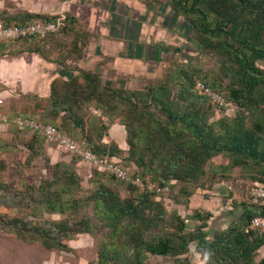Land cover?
Returning <instances> with one entry per match:
<instances>
[{
    "label": "trees",
    "instance_id": "16d2710c",
    "mask_svg": "<svg viewBox=\"0 0 264 264\" xmlns=\"http://www.w3.org/2000/svg\"><path fill=\"white\" fill-rule=\"evenodd\" d=\"M168 1L170 9L182 16L190 28L199 51L214 52L220 58V73L229 79L228 93L224 95L237 104L239 109L236 116L213 120L210 103L192 92L193 74L185 68H179L175 78L166 74L161 80L139 91H123V88L113 86L109 88L108 81L101 83L99 70L80 69L76 76L71 75L66 80L55 78L49 83V94L45 98H48L51 111L63 115L62 121L65 122L67 117L75 115V110L90 102L102 108L105 114L112 113L111 101L119 100L126 105L130 114L133 113V123L125 118L127 114L111 121L119 120L125 126L126 149H119L113 142H100L109 125L96 132V141L90 136L93 134L90 127L84 128L83 120L76 117L75 125L82 127L84 132L80 140L74 139L61 126H57V129L97 155H114L127 169L123 160L132 164L135 170L130 172L132 178L149 177L160 186H167L172 181L198 183L206 174L208 160L219 154L230 157L231 167L258 168L264 176V69L260 66L264 64V0ZM24 16L34 19L31 22L17 20L12 26L61 18L62 26L58 30H63L66 22H78L70 14L47 16L25 12ZM4 43L7 42L0 41V45ZM30 51L46 58L37 49ZM116 78L119 79L118 85L124 87L125 78ZM221 78L220 75L218 79L205 83L223 95L218 89ZM58 83L63 86L62 91L56 87ZM80 90L85 96L83 99L79 98ZM3 109L10 114L32 117L48 124L29 114L12 110L6 104ZM17 130L31 134L25 144L31 151L37 137L47 141L38 133ZM44 153L48 163L50 157L47 152ZM51 165L52 178L43 180L39 185H30L24 191V196L28 195L49 213L68 211L73 215L72 220L41 225L19 218L11 227L12 232L22 240L39 241L48 249L65 250L68 247L64 239L71 241L76 235L90 233L92 225L88 217H78L79 205L83 201L79 197L83 189L82 178L64 163ZM97 171L94 173L100 175ZM260 181L256 184H264V179ZM138 191L140 195L131 200L99 182L86 197V200H92L94 211L98 219L105 223L110 239L109 244L100 249L98 264H123L124 246L132 251L129 264H146L143 258L147 253L175 258L187 254L193 244L196 253L204 260L203 264H264V257L259 262L254 259L264 248V232L246 229L250 219L254 215H264V210L256 212L246 209L237 222L208 237L204 231L208 214L194 213L199 225L186 232L185 222L178 214L171 212L170 217L165 216L158 192ZM171 218L176 220L173 231L153 234V229L165 225ZM146 234H150L153 240L147 239Z\"/></svg>",
    "mask_w": 264,
    "mask_h": 264
},
{
    "label": "rangeland",
    "instance_id": "374dc122",
    "mask_svg": "<svg viewBox=\"0 0 264 264\" xmlns=\"http://www.w3.org/2000/svg\"><path fill=\"white\" fill-rule=\"evenodd\" d=\"M65 1L68 0H0V24L12 26L17 20L25 22L33 21L34 18L30 19L24 16L25 12L32 14L41 13L47 16L69 14L66 11L61 13L60 10ZM145 1L151 4L158 3V1L160 4L169 2L168 0ZM67 26L68 29L66 28ZM66 27L63 30L60 29L50 33L43 38L17 40V42H7L0 45V93H2L4 104L9 106L10 109L29 114L49 124L61 126L62 130L68 132L76 140H80L84 132L81 129L82 127L79 128L75 125V117L77 120L82 119L84 122L83 127H90L89 129L93 131V134L91 133L90 136L92 135V139L96 141L98 140L96 132L102 130L104 125L108 126L114 119L121 118V116L127 114L125 118L128 122L132 121L133 123V113H129L124 103H121L119 100L111 101L110 104H112L114 111L105 114L102 108L95 106L94 102H90L83 105L80 110H75V115L72 118L67 117V120L63 122V115L55 114L54 111H51L48 98L34 92H22L17 85L15 87L5 83L9 79V70L10 76L12 75L13 77L19 70V67L22 66L34 68L36 72L39 70L42 73V82L46 78L48 80L51 77L50 70L52 67H49V70L44 65V61H41V64L38 61V63L34 61V53L30 51L32 49L40 51L46 57L45 59L43 58L46 62L55 63L56 68H62L69 74H72V76L78 75L77 71L80 69L84 70L75 65L83 57L85 52L83 49L88 44L91 33L84 24L78 22L68 21L66 22ZM185 27V39L183 43L178 41L180 42L179 44L184 45L185 51L181 53L173 50L167 54L157 70L148 77L140 79V86H137V83L133 79L124 84V87L122 85L119 86V79H114L115 76L119 75L108 72L104 73L103 68L99 67L98 72L101 83L108 81L107 86L109 88L113 86L115 88H123V91H139L161 80L166 74L175 78L179 68H185L193 74L194 83L192 92L197 97L205 99L210 103L213 120L225 117L234 118L239 109L234 101L229 100L231 106L223 108L197 94L194 88L197 80L206 84L205 81L212 82L221 75V83L218 89L222 91V96L225 98V95L228 93L229 79L220 73L221 61L218 55L214 52L199 51L190 28L188 26ZM21 58H24L22 60L24 63L18 62ZM8 63H14L11 67V69L15 67L13 72L7 67ZM260 66L264 69V64L261 63ZM14 70L16 71L14 72ZM69 77L71 76L69 75ZM57 79L66 80L61 76H58ZM60 85L61 83H58L56 87L62 91L63 86ZM79 98H85L82 92ZM95 109L100 111L106 118L102 119V117L94 114L93 110ZM115 113L116 115H114ZM245 113L249 114L246 111ZM216 130H218V127H216ZM30 135L29 133H22L12 128H0V264H98L100 249L103 248V245L109 244L110 239L106 233L107 228L105 223L103 220L98 219L94 211L92 200H86V197L97 187L99 182H103L117 190L121 197L130 198L131 200H135L140 195L139 191L128 182L119 181L105 172L97 171L93 166L71 156L69 152L61 148V157H66L68 161L59 160L56 162L66 164L82 178L83 189L80 190L79 197H82L83 201L79 205L78 217H88L91 221L92 231L76 235L71 241L64 239V243L68 247L65 250L48 249L39 241L30 242L18 238L12 232L11 226L19 218L24 222H38L43 225L47 224V222L58 220L68 219V221H71V217H73L68 211L64 213H49L44 207H40L33 202L32 198H29L28 195L24 196V191L30 185H39L43 180L52 178L50 176V167L52 166L51 164L56 163L50 159H48L49 162L47 163V156L44 152H46L45 143L53 146H57V143L44 141L37 137V142L33 145L34 149L31 151L25 146L31 137ZM123 162L127 164L129 173L135 171L132 168V164L124 160ZM230 162L231 160L228 155L219 154L208 160L205 166L206 174L198 183L170 182L167 185L169 187L168 190L159 195V199L165 208V216L170 217L176 202L185 204L188 195L193 192L196 193L198 187L204 190H212V192L208 191L206 194L207 196H211L214 194L215 188L223 186L230 193L226 197L230 198L232 195H236V199H231V203L233 200L236 203L239 202L240 197H245L244 199L247 201L252 187L256 183H261L260 180L264 179V176L258 168L231 167ZM96 171L100 172V175L94 173ZM226 197L224 196V199ZM175 223V219H168L165 225H160L158 228L153 229L152 232L153 234L161 235L166 231H173ZM146 238L153 240L150 234H146ZM123 252L122 263L129 264L132 251L130 248L124 246ZM263 257L264 248L260 249L257 253L256 258H254L255 262H259ZM203 262L204 260L201 259L200 254L195 251V244L191 245V249L187 254L175 258L152 255L150 253H147L143 258V263L146 264H203Z\"/></svg>",
    "mask_w": 264,
    "mask_h": 264
},
{
    "label": "crops",
    "instance_id": "0c3cea01",
    "mask_svg": "<svg viewBox=\"0 0 264 264\" xmlns=\"http://www.w3.org/2000/svg\"><path fill=\"white\" fill-rule=\"evenodd\" d=\"M169 8L168 2L151 4L145 0L65 1L60 9L61 13L66 11L74 16L91 33L89 42L83 49V57L75 66L91 71L101 67L104 73L123 76L125 84L133 79L136 85L140 86V79L157 70L167 54L173 50L181 53L185 51L184 45L178 41L183 43L185 39L186 24L182 16ZM33 59L40 64L44 61L49 70V67H52L48 80L46 78V81L42 82V73L39 70L36 72L34 68L22 66L13 77L10 76L9 70V79L5 83L9 86L17 85L22 92H34L47 97L49 83L53 79L58 76L68 79L69 75H72L62 68H56L55 63L46 62L37 53H34ZM22 60L24 58L18 62L24 63ZM13 64L8 63L7 67L11 69ZM102 137H105L106 143L113 142L119 149H126L125 126L119 120L111 122ZM46 152L52 162L68 161L66 157H61V148L57 146L46 144ZM208 191L212 192L198 187L196 193L188 195L185 204H174L172 213L178 214L184 220L186 231L194 230L199 225L194 213L209 215L205 232L211 237L214 232L237 222L246 209L257 212L250 204L249 198L245 201V197H240L239 202L233 200L231 203V199H236V195L226 197L230 193L223 186L215 188L211 196L206 195Z\"/></svg>",
    "mask_w": 264,
    "mask_h": 264
},
{
    "label": "built area",
    "instance_id": "2783aa9c",
    "mask_svg": "<svg viewBox=\"0 0 264 264\" xmlns=\"http://www.w3.org/2000/svg\"><path fill=\"white\" fill-rule=\"evenodd\" d=\"M62 26L61 18L56 21L34 22L23 25L11 26L0 24V41L17 42V40L29 38H42L53 33ZM194 88L197 94L207 98L220 107L226 108L231 106L229 100L225 99L219 92L213 90L207 84L196 81ZM4 102L2 93H0V128H12L26 130L32 133H38L45 137L49 142L57 143V146L69 152L71 156L83 161L94 168L102 170L110 176L116 177L119 181L128 182L140 191H156L158 194L168 190V186H160L151 178H132L127 168H125L118 157L114 155H97L92 151L85 149L69 135L60 132L57 126L53 124H44L36 119L23 115L10 114L3 109ZM94 114L105 119L106 117L98 110H93ZM101 143H106L105 137L100 139ZM249 202L257 211L264 210V184L255 185L248 195ZM246 229H256L264 232V215H254L247 225Z\"/></svg>",
    "mask_w": 264,
    "mask_h": 264
}]
</instances>
